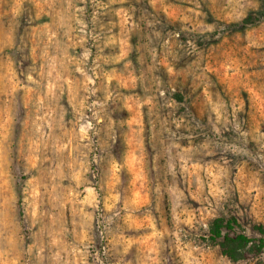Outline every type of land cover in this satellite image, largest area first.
I'll list each match as a JSON object with an SVG mask.
<instances>
[{
  "label": "rangeland",
  "instance_id": "obj_1",
  "mask_svg": "<svg viewBox=\"0 0 264 264\" xmlns=\"http://www.w3.org/2000/svg\"><path fill=\"white\" fill-rule=\"evenodd\" d=\"M0 127V264H264V0H0Z\"/></svg>",
  "mask_w": 264,
  "mask_h": 264
},
{
  "label": "trees",
  "instance_id": "obj_2",
  "mask_svg": "<svg viewBox=\"0 0 264 264\" xmlns=\"http://www.w3.org/2000/svg\"><path fill=\"white\" fill-rule=\"evenodd\" d=\"M233 219L224 221L223 218H216L211 226L213 240L219 239L224 252L231 258H237L240 249L252 241L251 247L255 251L264 250V225H256L255 228L260 236L257 239H249L243 232L231 231ZM226 228V229H224ZM235 233V234H234Z\"/></svg>",
  "mask_w": 264,
  "mask_h": 264
},
{
  "label": "bare ground",
  "instance_id": "obj_3",
  "mask_svg": "<svg viewBox=\"0 0 264 264\" xmlns=\"http://www.w3.org/2000/svg\"><path fill=\"white\" fill-rule=\"evenodd\" d=\"M1 126L3 127V129H4V127L6 126V122H3L2 124H1ZM1 131H2V128L0 127V133H1ZM20 150V149H19ZM20 152V151H19Z\"/></svg>",
  "mask_w": 264,
  "mask_h": 264
}]
</instances>
